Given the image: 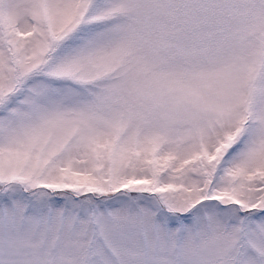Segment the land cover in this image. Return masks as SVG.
<instances>
[{"label":"snow or ice","instance_id":"6c2138e0","mask_svg":"<svg viewBox=\"0 0 264 264\" xmlns=\"http://www.w3.org/2000/svg\"><path fill=\"white\" fill-rule=\"evenodd\" d=\"M0 264H264V0H0Z\"/></svg>","mask_w":264,"mask_h":264}]
</instances>
